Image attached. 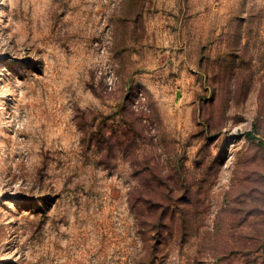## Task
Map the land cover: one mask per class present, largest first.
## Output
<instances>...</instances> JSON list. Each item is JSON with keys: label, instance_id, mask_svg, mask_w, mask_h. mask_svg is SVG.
<instances>
[{"label": "rangeland", "instance_id": "374dc122", "mask_svg": "<svg viewBox=\"0 0 264 264\" xmlns=\"http://www.w3.org/2000/svg\"><path fill=\"white\" fill-rule=\"evenodd\" d=\"M0 264H264V0H0Z\"/></svg>", "mask_w": 264, "mask_h": 264}]
</instances>
